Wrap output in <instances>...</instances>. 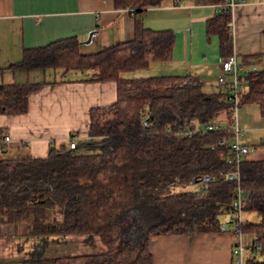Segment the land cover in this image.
<instances>
[{"label":"trees","instance_id":"1","mask_svg":"<svg viewBox=\"0 0 264 264\" xmlns=\"http://www.w3.org/2000/svg\"><path fill=\"white\" fill-rule=\"evenodd\" d=\"M111 1L116 9L132 11L131 41L83 55L79 41L66 38L25 49L9 68L63 75L87 71L89 82L115 83V102L89 110L87 137L75 149L68 143L51 144L43 159L0 156L1 224L13 226L24 238L96 237L105 251L30 258L20 264H153L152 237L216 233L227 225L230 231L237 189L244 196L241 212L259 217L257 224L243 221L239 232L252 235V251L258 245L262 252L264 160H246L245 155L237 171L229 163L234 154L219 146L221 139L232 137L227 131L230 105L223 101L227 91L204 93L189 76L123 78L170 61L174 36L147 30L139 20L143 10L165 0ZM205 30L207 37H218L222 58L230 57L231 9H219ZM256 58L239 62L247 69L239 106L256 105L264 117V66L255 67ZM45 84H0V114H25L29 96ZM207 126L226 130L204 133ZM188 130L197 133L187 136ZM6 151L7 146L0 147V154ZM204 177L211 182L201 186ZM244 264L264 263L248 257Z\"/></svg>","mask_w":264,"mask_h":264},{"label":"crops","instance_id":"2","mask_svg":"<svg viewBox=\"0 0 264 264\" xmlns=\"http://www.w3.org/2000/svg\"><path fill=\"white\" fill-rule=\"evenodd\" d=\"M220 0H165L156 8L139 14L142 26L151 31H170L174 36L173 56L168 62L154 63L135 71V79L155 76H189L204 93L219 91L216 78L222 75V56L217 36H206V23L218 13ZM75 37L83 55L94 54L134 38V18L130 10L116 9L111 0H0V84L47 82L29 96L23 115L0 114V130L7 133L9 158L43 159L51 144H67L87 137L89 110L111 105L116 100L115 83L87 81L90 73L20 71L9 66L18 63L25 49L44 47ZM233 53L255 56L253 65L264 66V0H240L231 10ZM240 64V63H239ZM243 68V67H242ZM247 70L243 68L242 74ZM238 126L240 143L247 147L264 145V117L256 105L244 104ZM238 108V109H239ZM60 145V144H59ZM58 146V145H57ZM250 161L263 158L247 159ZM242 221L259 223L256 213H241ZM227 220V221H226ZM228 222V218H225ZM84 236L87 245L99 252L105 248L99 239ZM69 237L19 238L14 227L0 223V264H20L30 258H53L52 247ZM254 237L243 234L244 256L264 263V250L252 251ZM52 242V243H51ZM50 244L51 250L48 251ZM234 238L229 227L216 233H195L152 237L149 251L153 264H233ZM63 256V255H62Z\"/></svg>","mask_w":264,"mask_h":264},{"label":"built area","instance_id":"3","mask_svg":"<svg viewBox=\"0 0 264 264\" xmlns=\"http://www.w3.org/2000/svg\"><path fill=\"white\" fill-rule=\"evenodd\" d=\"M240 0H220L217 5V9H221L222 7H228L231 10ZM132 12V11H130ZM220 68L222 70V75H219L216 78V86L219 89L225 90L226 96L223 99L225 103L230 105L231 110V118L232 122L227 128L228 132L232 134V137L229 139L223 138L219 141V146L228 148L233 154V159L229 160V163L235 165L237 171L240 166V162L242 157L247 155L250 151V148L242 145L240 143V138L242 136V131L239 129L238 120H237V110L239 108L240 97L243 90V79H242V66L237 62L235 56L231 55L230 57L222 59L220 63ZM225 131L226 129L218 127V126H207L204 129V133L212 132V131ZM180 133V132H178ZM194 133H197V130H188L186 132L187 136H192ZM11 143L10 136L0 131V147H6ZM67 143L70 149H75L76 141L75 136H70L67 139ZM211 182L209 177L202 178L201 186L208 184ZM243 194L237 189L235 197L231 202V210L232 215L230 217V233L234 238V246L232 248V260L233 264H244L245 256H244V247L241 244L242 234L239 232V226L243 222L241 219V208L243 201ZM257 250H260L258 245H255Z\"/></svg>","mask_w":264,"mask_h":264},{"label":"rangeland","instance_id":"4","mask_svg":"<svg viewBox=\"0 0 264 264\" xmlns=\"http://www.w3.org/2000/svg\"><path fill=\"white\" fill-rule=\"evenodd\" d=\"M141 73H147L146 70H137ZM136 71V73H137ZM85 73H89L85 71ZM135 71L133 72H127L123 74V78H135L134 76L137 74H134ZM148 74V73H147ZM241 108L238 109V111ZM222 119V117H221ZM237 120L239 122L240 120V114L237 113ZM224 121V120H223ZM232 122V118L229 119V123ZM239 128H241L239 126ZM58 141L56 142V145H59ZM250 151L246 155L247 159H253V158H263L264 159V145L263 144H255L253 146H250ZM8 157V155H6ZM69 237L68 240H65V242L59 243L57 246L52 247L53 253L50 256H70V255H88V254H100L103 252H99L98 249L95 248L93 244L87 245L86 242L83 240L84 236H66ZM24 239V237H19ZM50 238V237H48ZM45 239V238H44ZM52 243V242H51ZM48 244V243H47ZM48 251L51 250L50 244H48Z\"/></svg>","mask_w":264,"mask_h":264},{"label":"water","instance_id":"5","mask_svg":"<svg viewBox=\"0 0 264 264\" xmlns=\"http://www.w3.org/2000/svg\"><path fill=\"white\" fill-rule=\"evenodd\" d=\"M150 121H151V118L147 119V120L144 122V125H147Z\"/></svg>","mask_w":264,"mask_h":264}]
</instances>
